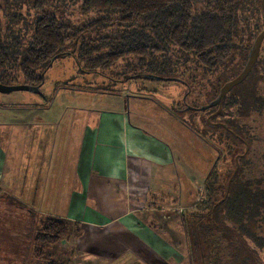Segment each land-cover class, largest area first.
<instances>
[{
  "label": "rangeland",
  "instance_id": "obj_1",
  "mask_svg": "<svg viewBox=\"0 0 264 264\" xmlns=\"http://www.w3.org/2000/svg\"><path fill=\"white\" fill-rule=\"evenodd\" d=\"M1 2L5 6V1L1 0ZM83 20V17L75 16L72 21L76 25H80ZM261 57H264V49ZM245 63L243 64L245 65ZM79 71L80 68L73 58H65L54 63L45 75V82L41 88L43 95L24 91L8 95L0 93V124L4 126L14 125L15 122L22 125H27L29 122L36 123L32 126L35 127L29 131L27 127L16 129L15 132L18 133V136L12 140L14 145H12L11 156H14L17 162L14 166L11 162L7 167L10 166L12 171L17 170L19 175L15 176L16 181L13 182L14 185L9 190L7 189L5 192L0 188V195L7 200L19 199L27 203L43 219L50 217L48 214L58 213L54 209L55 194L49 193L44 196L43 193L40 194L41 188H38L39 191L36 193L35 189L25 186L28 178V176L25 178L27 172L30 176V173L34 171L44 178L47 173V168H44L47 163L40 160L38 155L42 156L44 152L37 153L40 150L41 141L35 140L33 152L31 150L32 141L29 137L32 138L36 136L35 133L40 132L41 135L46 134L52 139L53 131L61 120L69 122L74 119L76 122L94 124L106 121V115L113 117L112 114L119 112L124 116H131L132 120L138 117L144 133L156 136L172 147L174 159H172L169 170L173 171V174L170 176L171 171L167 172L163 167L156 168L154 191L151 194V201L156 209L153 219L156 221H153L147 229L149 233L146 249H136L135 252L139 259L135 260L132 256L120 258L112 264H230L233 259L228 250L229 244L226 239H228L227 237L233 238L234 234L236 237L239 236L236 234L239 226L228 220L222 209L218 210V213L215 212L214 219L217 217L218 222L213 224L211 211L213 205L220 201L225 194L228 181L236 168V157L245 154L248 148L247 155L240 160L241 169L237 175V181L239 184L248 182L255 186L259 184L261 190H264L263 65L256 68L255 74L249 82L239 88L236 87L228 94L223 105L225 112L221 121L212 118L211 122L229 121L231 124L233 123L238 135L244 140L233 139L229 144L221 143V138L217 139L218 135L211 136V130L206 125L207 118L202 117L203 115L207 117L209 112L196 114H189L188 111L178 112L177 107L187 92V88L180 83L136 81L124 86V84L117 83V79L122 78L117 77V73H111L114 81L109 85L110 80L104 83V80L99 76ZM108 73L110 74V72ZM226 76L230 78V76ZM237 76V73L232 75L234 78ZM218 78H220L219 75L199 77L196 86L193 87L194 92L189 102L199 106L208 105V102L214 97V92L220 89V85H217ZM260 79L262 80L260 81ZM248 85L249 88L251 85L254 86L256 90V96L250 101L246 99ZM28 105L31 108H36L31 111V114L34 115L33 118L29 114H25L22 109ZM12 108H14L13 112H11ZM64 110L69 112L66 117L63 114ZM43 112H45L44 115ZM7 132L8 130H5L4 140L9 138ZM218 132L220 133V131ZM200 136L206 137L212 144L205 142ZM214 144L223 150L224 156L208 181L207 178L217 162ZM217 146L215 147L218 148ZM227 150L231 154H227ZM47 153L45 160H48ZM64 153V147L61 145L60 148H56V153L50 156L53 159L51 166L55 170L64 166V161H62ZM38 159L39 161H37ZM67 174L69 172L65 175L67 176ZM66 176L65 184L67 182L68 184L64 189L65 194H59L58 197L63 208L69 205V200L73 196L69 194L70 187L68 188L72 185V180ZM16 190H18L17 193ZM59 212L67 213L66 210H59ZM6 215L7 213L0 209V230L2 233L5 232L4 236L0 235L2 237L0 240V264H28L31 259H28L27 254L21 253V248H24V252L33 249L31 235L28 237V234L32 232L25 226H19L22 230L17 229V224L13 222L15 220H7ZM213 226L219 228V233ZM191 227H195L197 231V243L199 245L203 243L197 256L202 253L207 258L201 259L199 262L193 260L194 251L187 236ZM258 227V235L264 237V214ZM11 228L13 231L8 233L6 230ZM79 230L80 227L77 225L72 227L67 240L62 242L66 244V248L61 244L50 249L49 252L53 254V259L68 264H91L84 253L79 252L77 243ZM242 240L251 249L250 254L253 259L250 260V263L255 261L258 264H264V249L257 248L247 237ZM15 253H17L16 256ZM31 258L32 263H43L42 260H35L33 254ZM113 258L116 257L109 258L104 263L101 261L95 263L109 264ZM24 259L26 262H23ZM40 259H46L45 255H42Z\"/></svg>",
  "mask_w": 264,
  "mask_h": 264
},
{
  "label": "trees",
  "instance_id": "obj_2",
  "mask_svg": "<svg viewBox=\"0 0 264 264\" xmlns=\"http://www.w3.org/2000/svg\"><path fill=\"white\" fill-rule=\"evenodd\" d=\"M4 1L5 6L0 0V83L41 89L54 63L73 58L80 73L99 76L104 83L110 80L109 85L114 81L111 73H117L122 78L117 83L124 86L136 81L180 83L187 88L180 109L192 108L189 114L209 112L213 120L220 121L225 112L223 106L220 114L219 107L216 111L210 109L212 112L195 110L203 105L189 102L193 87L199 77L219 75L220 89L208 104L214 101L223 85L234 79L232 75L242 72L256 37L264 30L263 0ZM75 16L84 18L80 25L72 21ZM260 65L264 69L261 55L248 80L240 86L249 82ZM246 93V99H253L254 86ZM224 124L231 133H222L226 143L220 140L221 143L229 144L235 139L232 134L243 140L233 123ZM220 133L210 132L212 137H221ZM227 154H231L229 150ZM226 191L227 188L222 199L213 205L211 218L216 224L215 212L222 209L227 219L239 226V236L226 239L233 259L230 264H258L250 263L251 249L242 239L247 237L257 248L264 249V237L257 233L264 214V190L251 182L239 184L236 177L227 197ZM4 198L0 195V209L7 213V220H15L17 229L25 226L32 232L27 234L31 235L33 249L24 252L21 248V253L31 259L28 264H68L53 259L49 251L67 240L75 225L57 217L43 219L27 203ZM213 228L219 233L218 227ZM6 231L10 233L13 228ZM196 233L191 227L187 236L194 251L193 260L199 262L207 258L202 253L197 256L203 243H197ZM32 254L43 263H32ZM42 255L46 259H40Z\"/></svg>",
  "mask_w": 264,
  "mask_h": 264
},
{
  "label": "crops",
  "instance_id": "obj_3",
  "mask_svg": "<svg viewBox=\"0 0 264 264\" xmlns=\"http://www.w3.org/2000/svg\"><path fill=\"white\" fill-rule=\"evenodd\" d=\"M22 109L32 117L31 111L36 108L28 105ZM68 110H64V117L69 113ZM112 115H106V121L94 124L76 122L74 119L69 122L61 120L53 131L52 139L40 132L29 137L33 152L35 140L41 141L37 153L44 152L42 156L38 155L40 160L46 161L44 168H47V173L44 178L34 171L30 176L27 172L25 186L35 189L36 193L41 188L40 194L44 196L49 193L56 195L54 209L58 213L48 215L80 227L77 236L79 252L84 253L91 264H96V261L104 263L112 257L116 258L109 264L131 256L135 260L139 259L135 251L137 248L146 249L147 229L156 221L153 219L156 209L151 201L156 168L163 167L167 172L171 171L169 168L174 159L172 147L156 136L144 133L138 117L132 120L131 116H124L120 112ZM33 124L36 123L0 124V188L5 192L14 185L15 176L19 175L17 170L12 171L10 166L7 167L9 163L12 162L14 166L17 162L11 156L12 140L18 136L15 131L20 127H27L29 131L35 127H32ZM5 130H8L9 135L6 140L3 138ZM61 145L65 152L62 159L64 166L55 170L51 166L53 159L50 156ZM46 153L48 160H45ZM65 172L69 174L66 176ZM172 174L173 171L170 176ZM65 176L72 180L68 188L69 194L73 196L69 205L63 208L58 197L59 194H65L64 189L68 184H65ZM59 210H66L67 213ZM63 245L66 248V244Z\"/></svg>",
  "mask_w": 264,
  "mask_h": 264
},
{
  "label": "water",
  "instance_id": "obj_4",
  "mask_svg": "<svg viewBox=\"0 0 264 264\" xmlns=\"http://www.w3.org/2000/svg\"><path fill=\"white\" fill-rule=\"evenodd\" d=\"M262 5L264 8V0L262 1ZM263 43H264V30L256 37V39H255V41H254V43H253V45L249 51L248 61L245 65L244 69L242 70V72L236 78H234L233 80H231V81H229L223 85V87L220 90L219 96L214 101H212L208 105L202 106V107L195 109V110L207 111V110H210L212 108L219 107L218 114H220L221 110H222L223 103H224L226 97L228 96V94L233 89H235L236 87L243 84L250 77L254 67L256 66V64L260 58ZM158 80L159 81H165V80L175 81V79H162V78H158ZM19 91L43 95L41 92V89L39 87H36V86H31V85H27V84L9 86V85H4V84L0 83V93L1 94L8 95V94H12L14 92H19ZM248 151H249V148L247 149L245 154L240 156V158H244L247 155ZM240 158H237V167H236L232 177L230 178V180L228 182L226 197L228 196V194L230 192V188H231L232 183L234 182L235 178L237 177V175L240 171V162H239Z\"/></svg>",
  "mask_w": 264,
  "mask_h": 264
},
{
  "label": "flooded vegetation",
  "instance_id": "obj_5",
  "mask_svg": "<svg viewBox=\"0 0 264 264\" xmlns=\"http://www.w3.org/2000/svg\"><path fill=\"white\" fill-rule=\"evenodd\" d=\"M184 102H185V100H184ZM178 112L179 113H184V112H186V111H191L192 110V108H190V109H188V108H186V110H184V109H180V106L178 105ZM212 109H215V108H212ZM208 111V110H207ZM209 111H211V110H209ZM222 112V111H221ZM204 119H206L207 118V121H206V125H207V127H209V129L211 130V131H220L221 133H220V135H221V137H219V139L221 138V141H225V136H223L222 135V133H225L226 134V132H230L231 133V131H230V129H228V127L224 124V123H216V122H211V120H212V118H213V115H211V113H209V115L207 116V117H205V115H203L202 116ZM202 118V119H203ZM233 135V137L235 138V139H239V140H241L236 134H232ZM200 137H202V136H200ZM202 140H205V142H209V143H211V141L210 140H208L207 138H204V137H202ZM241 141H243V140H241ZM212 144V143H211ZM213 148H214V150L216 151V153H217V162L215 163V165H214V167H213V169H212V171L210 172V174H209V177L207 178V180L209 181L210 180V178H211V175H212V173L216 170V166H217V164L219 163V161H221L222 159H223V156H224V152H223V150L221 149V148H216L215 147V145H213ZM240 156L241 155H239V156H237L236 157V167H237V158H240ZM241 159V158H240ZM239 162H240V160H239ZM236 169V168H235ZM232 177V176H231ZM230 177V178H231ZM236 179V178H235ZM230 180V179H229ZM229 182V181H228ZM228 186V185H227Z\"/></svg>",
  "mask_w": 264,
  "mask_h": 264
}]
</instances>
